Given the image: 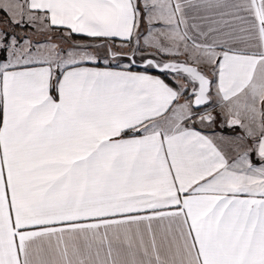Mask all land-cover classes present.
<instances>
[{
    "label": "snow or ice",
    "instance_id": "obj_1",
    "mask_svg": "<svg viewBox=\"0 0 264 264\" xmlns=\"http://www.w3.org/2000/svg\"><path fill=\"white\" fill-rule=\"evenodd\" d=\"M0 10V264H264V0Z\"/></svg>",
    "mask_w": 264,
    "mask_h": 264
},
{
    "label": "rangeland",
    "instance_id": "obj_2",
    "mask_svg": "<svg viewBox=\"0 0 264 264\" xmlns=\"http://www.w3.org/2000/svg\"><path fill=\"white\" fill-rule=\"evenodd\" d=\"M21 3H23V0H21ZM7 19V15H6V13L4 12V11H2V10H0V27H6V25H4L2 22L4 21V20H6ZM145 28H146V26H145ZM145 28H143V31L145 30ZM8 30H12V29H8ZM15 31H17V32H19V33H28L29 35H32L33 36V39H37V40H41V42H44L46 39H47V37L45 36V37H43V38H41V39H39V38H36V37H38V36H40V35H38V34H36V35H33V33H34V30L32 29V28H27L26 27V30L25 31H23L21 28H19V27H17V28H15ZM21 31H23V32H21ZM56 34L57 35H62V36H65V33L63 32V31H60V32H55V31H53L50 35H55L56 36ZM76 35H73L72 37H75ZM71 37V39H74V38H72ZM77 37H79L81 40H84V39H86V40H89L88 38H86V37H82V36H78L77 35ZM51 42L52 43H55V44H58V45H60L61 47H67L69 44L68 43H66L65 41H63V40H61V39H58V38H54V37H52L51 36ZM141 43H143V38H141ZM126 62H120V65H123V64H125ZM102 65H104L103 64V61H101V63L99 64V65H97V66H102ZM114 65H117V63H111V65L110 66H114Z\"/></svg>",
    "mask_w": 264,
    "mask_h": 264
},
{
    "label": "crops",
    "instance_id": "obj_3",
    "mask_svg": "<svg viewBox=\"0 0 264 264\" xmlns=\"http://www.w3.org/2000/svg\"><path fill=\"white\" fill-rule=\"evenodd\" d=\"M75 35V34H74ZM77 36V35H76ZM78 36H81V35H78ZM83 37V36H82ZM116 44L119 45V41L117 40L116 41ZM88 66H91V65H88ZM123 65H114V66H111L112 68L116 69V70H121ZM98 67H104V65L102 66H98ZM134 70H140V69H134ZM153 74H157V73H153ZM218 111V110H217ZM217 131L218 132H222L224 136H236V135H242V130L237 127L235 129H228L227 127L221 129L219 127V123L217 125Z\"/></svg>",
    "mask_w": 264,
    "mask_h": 264
},
{
    "label": "water",
    "instance_id": "obj_4",
    "mask_svg": "<svg viewBox=\"0 0 264 264\" xmlns=\"http://www.w3.org/2000/svg\"><path fill=\"white\" fill-rule=\"evenodd\" d=\"M141 30L143 31V28ZM51 36L54 37V38L61 39V40L65 41L68 44H72V43H89L90 42L89 40H86V39H84V40H81V39H71V38H66L65 36L57 35V34H56V36L55 35H51ZM62 37H65V38L62 39ZM36 38L41 39L43 37L42 36H38ZM181 59H183V57H181ZM121 62H126L127 63V61L124 60V59H122ZM111 63H116V62L115 61H112ZM136 68H139V67L137 66Z\"/></svg>",
    "mask_w": 264,
    "mask_h": 264
},
{
    "label": "trees",
    "instance_id": "obj_5",
    "mask_svg": "<svg viewBox=\"0 0 264 264\" xmlns=\"http://www.w3.org/2000/svg\"><path fill=\"white\" fill-rule=\"evenodd\" d=\"M23 31H25L26 30V28H24V29H22ZM23 31H21V32H23ZM72 38H74V39H80L79 37H77V36H75V37H72ZM134 69H139V68H134Z\"/></svg>",
    "mask_w": 264,
    "mask_h": 264
}]
</instances>
